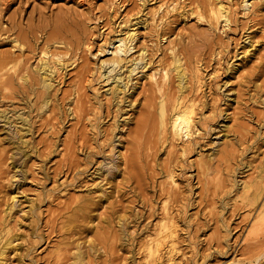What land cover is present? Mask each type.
<instances>
[{
    "label": "rangeland",
    "instance_id": "374dc122",
    "mask_svg": "<svg viewBox=\"0 0 264 264\" xmlns=\"http://www.w3.org/2000/svg\"><path fill=\"white\" fill-rule=\"evenodd\" d=\"M212 2L0 0L2 26L12 22L40 26L50 23L57 13H64L84 22L81 35L90 46L86 49L83 45L78 50L77 64H72L56 85L59 89L49 113L36 116L32 112L34 129L26 137H30L34 151L28 161L27 176L18 184L19 188H15L18 181L11 177L9 154L13 145L4 138L0 121V223L5 217V203L15 194L13 199L18 205L10 212V224L15 223L16 231L23 237L17 249L20 254L11 253L10 264H67L76 244L90 255L89 264H147L146 243L165 212L166 199L169 201L166 211L178 224L172 251L176 264L264 263V254L257 256L264 250V228L256 236L248 229L264 201V189L255 205H246L236 196L240 183L254 178L264 160V2L245 14L239 0H230L234 8L230 27L214 22L210 25L206 18L191 12L197 8L205 12ZM145 17L150 19V24L147 29L138 30L137 44H145L152 55L150 66L153 67H146L147 74L169 58V40L179 48L189 49V58L200 64L202 90L197 98L202 112L209 115L203 119L208 122L206 129L194 134L193 150L179 157V148L168 145L169 141L173 144L171 138L166 141L159 138L153 121L143 128L140 138L139 163L144 174L134 176L129 171L130 177L126 179L120 175L111 182L112 186L103 185L108 199L90 201V207L79 209L76 204L85 200L82 197L98 193L95 185L100 177L95 170L99 162L109 160L105 154L108 147L94 141L93 131L87 125V115H92L95 104L93 87L100 84V79L91 74L98 56L89 51L96 52L100 44L123 32L130 22ZM2 37L0 51L13 50L9 38ZM43 37L34 42L35 46L40 45ZM109 52L106 50L104 55ZM233 63L240 65L236 72L230 69ZM140 73L133 74L132 82ZM103 84L101 91L107 87ZM152 85L145 77L139 79L134 96L138 103L152 97ZM74 91L78 93L76 116L67 113ZM104 95H97L104 101L102 128H110L117 113L112 105L107 110ZM6 99H0L1 108L16 105L21 110L17 100ZM132 122L121 124L119 130L123 131L116 136L124 143L127 141L128 148L136 142L129 131ZM226 130L227 136L223 133ZM220 147L225 150L221 152ZM214 150H217L214 158L208 160L207 155ZM199 153L212 164L209 174L198 167ZM130 154L131 150L127 149L126 155ZM170 169L178 185L170 182L167 176ZM87 188L94 189L96 194ZM33 199L39 202L40 210L34 232L29 211ZM117 215L127 217L129 222L124 225L127 230L120 231ZM103 216L108 222L103 221ZM70 219L75 224L70 225ZM126 231L129 234L124 236ZM90 239L95 246L92 252Z\"/></svg>",
    "mask_w": 264,
    "mask_h": 264
},
{
    "label": "bare ground",
    "instance_id": "6f19581e",
    "mask_svg": "<svg viewBox=\"0 0 264 264\" xmlns=\"http://www.w3.org/2000/svg\"><path fill=\"white\" fill-rule=\"evenodd\" d=\"M262 1L264 2V0H258V2L257 0H239V6L246 14V12L254 10L257 4L262 3ZM233 9L230 0H213L212 3H209L208 8H205V12L198 8L195 11L191 9V12H194L199 18H206L210 25L214 22L216 24L222 23L223 27H230L234 16ZM82 24H84L83 21L64 13H57L50 23L40 26L35 24L20 26L15 22L10 23L9 26L0 24V37L3 35L2 38H9L8 42L13 48V50L0 51V99L7 98L6 100L10 102L17 100L21 109L19 111L16 105H13V108L0 107L1 128L5 131L4 138L13 145L9 157L11 168H13L11 177L13 180L18 181H16L15 188H19L18 184L20 185L25 180L28 161L34 151L30 137H26V134H32L34 129L35 121L32 119V112L36 116L49 113L50 107L55 104L52 101H56V92L59 89L56 85L62 81L63 75L67 73L66 70L72 64H77L78 50L83 45L86 49L90 48L88 39L84 41L81 35L85 28H82ZM149 24L150 19L147 17L130 22L129 25L125 26L123 32L119 33V31L100 44L96 52L89 51L90 54L93 53L98 56V61L94 63L91 74L96 79H100V84L104 83L103 86L107 87L102 91L99 90L101 88L100 84L98 87H93L95 104L93 105L92 115H87V125L93 131L94 141L99 146L106 145L108 147L106 149L107 153H105V149L101 151L107 155L109 160L104 163L99 162L96 167L97 177H100V181L95 185V187L98 186V193L96 194L94 189L87 188L89 192H94L96 195L89 193V196L82 197L85 200L76 204L79 209L90 207V201L95 203L93 201L96 199L98 201L103 198L108 199L109 196L106 195L108 191L103 185L108 183V186H112L111 182L120 175L123 179H126L127 176L130 177V173L134 176L144 174L142 164L139 163L140 138L143 128L152 125L153 121L156 125L154 129L158 132L159 138L165 141L167 138H171L173 144L169 141L168 145L179 148V157L186 156L193 150L194 134L202 133V130L206 129V123L208 122L205 123L203 119L209 115L202 112L200 98H197V93L202 90V78L199 73L200 64L198 62L194 63L193 57L189 58V49L179 48L176 43H173V40H169L168 42L171 44L167 47L170 49L169 58L164 62H159V67L151 69L152 71L149 70L150 72L147 74L146 67H153V65L150 66L153 64L151 61L152 55L151 53L149 55L146 45L137 44V40L140 36L138 30L140 28L141 30L147 29ZM43 35L40 45L35 46L34 42ZM159 37L161 38V36ZM106 50L110 51L108 55H104ZM32 56L36 57L31 61ZM233 64L230 69L233 72L238 71L240 65ZM158 71L159 79L156 78ZM137 72L141 73L132 82L134 79L133 74ZM144 77L153 82L152 97L147 98V100L143 98L138 103V99L134 96L139 86V79ZM100 93L106 94L104 99L107 101V110L112 105V109L117 113L111 127L108 126L110 128H102L104 124V117L102 116L104 101L97 96ZM74 94L75 96L72 95L73 97L69 98L71 102L68 104L67 113L76 116L78 93L74 91ZM72 101L74 105H71ZM138 107L141 109L133 118V114ZM10 111L12 112L9 114ZM132 120L129 131L136 137V142L128 148L125 145L128 144L127 141L124 143L120 137L116 136L118 132L122 133L123 131V129L119 130L120 125H128ZM223 133L227 136L228 130L223 131ZM183 137L187 138L183 139ZM127 149L131 150V154L128 156L126 155ZM219 149L222 152L225 147ZM216 152L217 150L210 152L207 155L208 160H212ZM207 158L199 153L197 164L199 168L206 169V174H209L212 170L209 167L212 164L207 161ZM258 166L256 176L250 181L243 180L236 195L238 199L249 206L259 202L264 189V160ZM17 174L18 177H15ZM167 176L174 186L179 184L171 169L167 172ZM13 191H16V189ZM14 196L15 194H12L10 196L11 200L5 203V217L0 223V264H10L11 253L20 254L17 249L21 246L22 233L16 231L15 223L10 224V212L18 205L13 199ZM168 202V199L163 202L165 212L153 233L150 234L151 239L146 243V256L149 258L147 264H176L172 251L175 249L174 237L178 232V224L174 217L166 211ZM38 206L39 202L36 199H33L32 203L29 204L32 232L36 230L40 220ZM256 213L250 228L248 227L250 234L253 233L255 236L257 233L260 234L264 228V201H262ZM117 216L120 231L127 230L124 227L126 221H128L127 217ZM102 219L108 222L107 217L103 216ZM70 222V225L75 224V220L72 222L70 219ZM90 227H93L92 223ZM247 233H249V230H247ZM128 234V231H126L124 236ZM89 247L91 252L95 250L91 239L89 240ZM262 254H264V250L260 251L257 256L261 257ZM88 256L90 257L80 244H76L75 248L72 249L71 260L67 264H89L88 259L90 258Z\"/></svg>",
    "mask_w": 264,
    "mask_h": 264
}]
</instances>
